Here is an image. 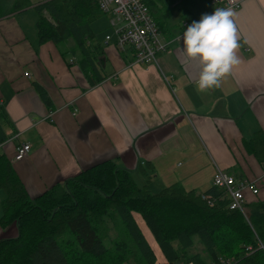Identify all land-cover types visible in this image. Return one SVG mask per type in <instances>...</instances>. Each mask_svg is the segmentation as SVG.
Wrapping results in <instances>:
<instances>
[{
	"label": "crops",
	"instance_id": "crops-1",
	"mask_svg": "<svg viewBox=\"0 0 264 264\" xmlns=\"http://www.w3.org/2000/svg\"><path fill=\"white\" fill-rule=\"evenodd\" d=\"M43 1L29 0L0 17V119L6 135L0 153L30 197L113 160L152 192L172 184L203 192L222 169L236 180L256 181L258 194L245 189L246 203L264 199V163L245 145L255 131L264 133V0H238L232 9L239 63L219 88L203 92L197 91L201 66L184 55L182 36L193 21L216 9L208 0L192 1L177 34L160 31L166 47L156 64L134 63L130 48L119 50L105 32L97 38L103 79L94 84L68 51L70 40L39 42L36 15L28 11ZM9 3L7 8L13 0ZM33 82L45 90L49 106ZM19 143L30 150L14 160ZM2 198L0 190V217ZM138 216L133 212L136 223H144ZM15 235L14 224H0V239Z\"/></svg>",
	"mask_w": 264,
	"mask_h": 264
},
{
	"label": "trees",
	"instance_id": "trees-1",
	"mask_svg": "<svg viewBox=\"0 0 264 264\" xmlns=\"http://www.w3.org/2000/svg\"><path fill=\"white\" fill-rule=\"evenodd\" d=\"M141 1L159 32L175 35L193 0ZM28 5L29 0H13L4 8L0 0V17ZM33 10L39 42L70 40L68 51L88 81H101L103 53L91 24L107 16L97 1L45 0ZM33 86L49 106L45 90L36 82ZM5 139L0 119V142ZM245 145L264 163L261 130ZM0 190V224L16 227L15 236L0 239V264H155L133 212L140 214L168 264H264V199L245 203L242 212L229 208L224 190L214 185L203 192L178 184L152 192L113 160L95 163L30 197L2 153ZM195 239L200 251L193 250Z\"/></svg>",
	"mask_w": 264,
	"mask_h": 264
},
{
	"label": "built area",
	"instance_id": "built-area-1",
	"mask_svg": "<svg viewBox=\"0 0 264 264\" xmlns=\"http://www.w3.org/2000/svg\"><path fill=\"white\" fill-rule=\"evenodd\" d=\"M100 10L107 16L111 36L119 50L129 47L133 62L138 64H156L157 54L165 49L166 43L151 17L148 7L141 0H96ZM216 8L239 7L238 0H208ZM110 35H105V41ZM30 150L28 143H19L15 147L13 159L24 158ZM212 185L224 190L229 199V208L244 211L245 189L257 195L256 181L236 180L222 169H216L212 176ZM227 262V261H226ZM192 264V263H189Z\"/></svg>",
	"mask_w": 264,
	"mask_h": 264
},
{
	"label": "clouds",
	"instance_id": "clouds-1",
	"mask_svg": "<svg viewBox=\"0 0 264 264\" xmlns=\"http://www.w3.org/2000/svg\"><path fill=\"white\" fill-rule=\"evenodd\" d=\"M231 8H216L193 21L182 36L184 55L198 60L201 71L197 91L219 88L223 77L239 63V48Z\"/></svg>",
	"mask_w": 264,
	"mask_h": 264
},
{
	"label": "rangeland",
	"instance_id": "rangeland-1",
	"mask_svg": "<svg viewBox=\"0 0 264 264\" xmlns=\"http://www.w3.org/2000/svg\"><path fill=\"white\" fill-rule=\"evenodd\" d=\"M1 2H2L4 8H7L8 5L10 4L9 3L10 0H1ZM28 12H32V14L35 15V12L33 9L29 10ZM183 16H185L184 13H183ZM92 28H93L94 32L96 33V38H98L99 40L103 38L105 32H109L112 34V29L108 27L107 19L104 16H101L100 18L96 19L92 24ZM138 219L141 220L140 216H138ZM139 224H142L140 226L142 232L144 233L148 242L151 243L152 246L154 247V252L156 253V263L155 264H168L164 260L161 262L160 256H162V253L160 252V250H159L154 238L152 237V234L150 233L149 229L144 225V223L142 221H140ZM195 241L196 242H195V246H194L193 250L196 249L197 251H200V248H201L200 244H198L197 239H195ZM125 264H128V262H126ZM130 264H134V263L131 262Z\"/></svg>",
	"mask_w": 264,
	"mask_h": 264
}]
</instances>
